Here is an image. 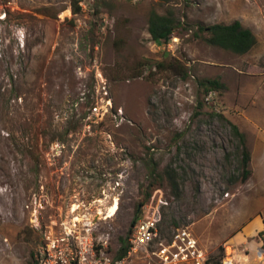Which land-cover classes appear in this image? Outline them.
I'll return each mask as SVG.
<instances>
[{
  "label": "rangeland",
  "instance_id": "rangeland-1",
  "mask_svg": "<svg viewBox=\"0 0 264 264\" xmlns=\"http://www.w3.org/2000/svg\"><path fill=\"white\" fill-rule=\"evenodd\" d=\"M154 10L179 22L166 42L149 33ZM237 19L257 38L243 54L199 31ZM96 66L114 108L87 122ZM206 78L224 86L205 93ZM140 203L162 236L190 227L211 257L260 264L264 0H0V264H39L75 215L115 254Z\"/></svg>",
  "mask_w": 264,
  "mask_h": 264
},
{
  "label": "built area",
  "instance_id": "built-area-1",
  "mask_svg": "<svg viewBox=\"0 0 264 264\" xmlns=\"http://www.w3.org/2000/svg\"><path fill=\"white\" fill-rule=\"evenodd\" d=\"M90 97L87 122H100L111 114L114 101L110 84L100 66H96L94 70V85ZM108 137L111 138V135L108 134ZM78 207L77 205L75 211ZM82 221L80 215H75L71 221L63 222L58 231H51L38 252V263L212 264L211 256L190 227H177L170 236H162L161 226L154 216L140 219L132 228L127 254L119 258L116 253L108 251L106 243H97L92 226L84 228L80 224ZM89 221L91 224L92 220ZM255 255L259 263L264 264V240L257 245ZM219 264L242 263L235 255L226 251Z\"/></svg>",
  "mask_w": 264,
  "mask_h": 264
},
{
  "label": "trees",
  "instance_id": "trees-1",
  "mask_svg": "<svg viewBox=\"0 0 264 264\" xmlns=\"http://www.w3.org/2000/svg\"><path fill=\"white\" fill-rule=\"evenodd\" d=\"M79 1L76 2L75 8L77 11L81 10V7L78 5ZM179 22L174 16L173 13L168 12L166 14H160L157 11H152L149 18V33L153 40L156 42L168 41L175 29L178 27ZM199 31L206 33V41L215 46L222 47L227 50H231L238 54H243L248 52L257 42V38L253 30L247 26H244L240 20H234L231 23H212L209 25H200ZM200 84L204 87L205 93H209L212 90H220L224 84L218 78H206L201 79ZM204 102L199 103V107L202 108ZM233 132L239 137L241 144L244 145L243 148V175L244 178H247L250 174L248 168L249 162L251 159V154L245 144L244 134L239 130L238 126L234 123H231ZM165 174L169 177L170 188L173 191V194L176 196L180 195V183L175 173H171L170 170H166ZM150 196L148 193L147 197ZM144 203H140L135 211L134 217L132 219L131 225L134 226L142 212V206ZM262 234V232H261ZM120 247L116 252V256L122 258L125 256L129 249V237L121 238ZM222 257V256H221ZM220 257V258H221ZM220 258L211 257V260L215 264H219Z\"/></svg>",
  "mask_w": 264,
  "mask_h": 264
},
{
  "label": "bare ground",
  "instance_id": "bare-ground-1",
  "mask_svg": "<svg viewBox=\"0 0 264 264\" xmlns=\"http://www.w3.org/2000/svg\"><path fill=\"white\" fill-rule=\"evenodd\" d=\"M73 207H74L73 208L74 210L72 209V211H75V208L77 207V204L75 203ZM116 208H117L116 205H114L113 207L109 208L110 210L108 211L109 214L107 216L113 215L114 214V210H116ZM99 213H101V212H99ZM102 213H103V211H102Z\"/></svg>",
  "mask_w": 264,
  "mask_h": 264
},
{
  "label": "crops",
  "instance_id": "crops-1",
  "mask_svg": "<svg viewBox=\"0 0 264 264\" xmlns=\"http://www.w3.org/2000/svg\"><path fill=\"white\" fill-rule=\"evenodd\" d=\"M257 220V219H256ZM254 225H253V227H252V230H255V228H258V229H260V230H262L261 228H262V223H260L258 220L256 221V223L254 222L253 223Z\"/></svg>",
  "mask_w": 264,
  "mask_h": 264
}]
</instances>
